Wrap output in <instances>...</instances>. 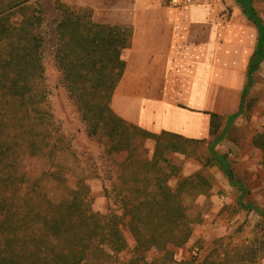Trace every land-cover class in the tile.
<instances>
[{
  "label": "trees",
  "instance_id": "trees-1",
  "mask_svg": "<svg viewBox=\"0 0 264 264\" xmlns=\"http://www.w3.org/2000/svg\"><path fill=\"white\" fill-rule=\"evenodd\" d=\"M237 1L260 33L250 66L251 84L264 60V24L252 0ZM57 10L58 69L87 134L106 137L105 152L113 161L111 155L119 158L105 193L120 214L111 207L106 213L95 211L82 179L70 187L52 169V160L66 149L53 138L42 88L39 1L0 0V264H172L176 250L193 232V205L185 194L193 202L208 192L209 180L201 173L178 177L177 167L162 155L175 149L163 138L179 136L150 133L113 111L111 101L125 70L122 56L130 46L131 28L95 22L87 7L58 2ZM239 114L228 117V125ZM212 118L213 135L220 117ZM223 138L210 143L213 162L242 191L238 203L264 217V211L243 202L245 191L227 156L213 150ZM150 140L155 142L152 155L146 144ZM263 144L258 146L264 148ZM41 157L48 167L35 177L30 161Z\"/></svg>",
  "mask_w": 264,
  "mask_h": 264
},
{
  "label": "rangeland",
  "instance_id": "rangeland-1",
  "mask_svg": "<svg viewBox=\"0 0 264 264\" xmlns=\"http://www.w3.org/2000/svg\"><path fill=\"white\" fill-rule=\"evenodd\" d=\"M38 1L43 14L42 88L46 95L53 138L61 150L66 149L61 156L52 160L55 166L52 169L57 172V176L65 178L70 187H75L78 180L82 179L89 189L95 211L106 213L111 207L120 214L105 193L106 187L111 188L112 171L117 169L115 161L119 158L111 155L113 161L105 152L106 137H90L87 134L86 123L65 87L56 61L57 3L63 2L73 8L92 7L85 0ZM221 2L230 6L226 7L231 16V5H234L235 0ZM253 5L264 22V0H254ZM15 19L20 20V15L16 14ZM254 80L246 95L243 110L234 123L228 125L225 118L216 120L215 134L222 132L224 140L213 150H219L227 156L236 181L242 184L245 191L243 202H250L264 211V148L258 146V143H264V67L255 74ZM162 141L175 147L162 155L177 166L180 172L178 177L201 173L210 183L208 192L198 195L193 202L188 193L185 194L190 198L187 203L193 205L189 210L194 218L193 232L189 241L176 250L172 264H203L206 261L215 264H264V217L238 203L242 191L232 185L221 168L213 162L211 145L206 141L191 143L169 136H165ZM151 142L146 143L150 155L154 150ZM30 164L35 169V177L41 174L42 167H48L44 157L31 160ZM122 173L128 178L132 177L130 172ZM172 183L174 185L176 180Z\"/></svg>",
  "mask_w": 264,
  "mask_h": 264
},
{
  "label": "crops",
  "instance_id": "crops-1",
  "mask_svg": "<svg viewBox=\"0 0 264 264\" xmlns=\"http://www.w3.org/2000/svg\"><path fill=\"white\" fill-rule=\"evenodd\" d=\"M85 2L92 7L95 22L132 30L122 56L125 70L111 101L119 117L185 142L210 144L222 137V132L212 135V115L228 120L241 113L244 92L264 67L263 60L250 84L260 33L237 0L231 16L229 5L221 0L196 1L182 8L169 6L167 0Z\"/></svg>",
  "mask_w": 264,
  "mask_h": 264
},
{
  "label": "built area",
  "instance_id": "built-area-1",
  "mask_svg": "<svg viewBox=\"0 0 264 264\" xmlns=\"http://www.w3.org/2000/svg\"><path fill=\"white\" fill-rule=\"evenodd\" d=\"M168 1V5L174 8H182L186 5H189L193 2L196 1H205V2H209V3H213L216 0H167Z\"/></svg>",
  "mask_w": 264,
  "mask_h": 264
}]
</instances>
